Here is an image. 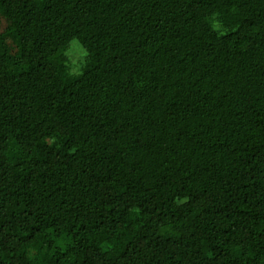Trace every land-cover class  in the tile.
I'll return each mask as SVG.
<instances>
[{
    "label": "trees",
    "instance_id": "obj_1",
    "mask_svg": "<svg viewBox=\"0 0 264 264\" xmlns=\"http://www.w3.org/2000/svg\"><path fill=\"white\" fill-rule=\"evenodd\" d=\"M0 264H264V0H0Z\"/></svg>",
    "mask_w": 264,
    "mask_h": 264
},
{
    "label": "rangeland",
    "instance_id": "obj_2",
    "mask_svg": "<svg viewBox=\"0 0 264 264\" xmlns=\"http://www.w3.org/2000/svg\"><path fill=\"white\" fill-rule=\"evenodd\" d=\"M70 47H72V49L75 48V47H80V48H81L80 44H79L78 42H76V41H73V42L71 43V46H70ZM80 50H82L83 53L85 52V51H83L82 48H81ZM84 55H85V54H84ZM75 59H77V57H76Z\"/></svg>",
    "mask_w": 264,
    "mask_h": 264
}]
</instances>
